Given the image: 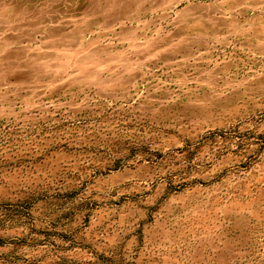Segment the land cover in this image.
<instances>
[{"label":"rangeland","instance_id":"374dc122","mask_svg":"<svg viewBox=\"0 0 264 264\" xmlns=\"http://www.w3.org/2000/svg\"><path fill=\"white\" fill-rule=\"evenodd\" d=\"M59 257L264 264V0H0V264Z\"/></svg>","mask_w":264,"mask_h":264},{"label":"trees","instance_id":"16d2710c","mask_svg":"<svg viewBox=\"0 0 264 264\" xmlns=\"http://www.w3.org/2000/svg\"><path fill=\"white\" fill-rule=\"evenodd\" d=\"M68 246H64V245H54V249H56V252H59L60 250H64V249H67ZM60 260H57V263L58 264H64L65 263V258L63 257H59Z\"/></svg>","mask_w":264,"mask_h":264}]
</instances>
